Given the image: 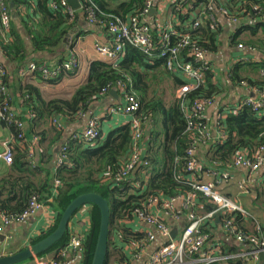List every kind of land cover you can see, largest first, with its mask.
Returning a JSON list of instances; mask_svg holds the SVG:
<instances>
[{
    "label": "built area",
    "instance_id": "2783aa9c",
    "mask_svg": "<svg viewBox=\"0 0 264 264\" xmlns=\"http://www.w3.org/2000/svg\"><path fill=\"white\" fill-rule=\"evenodd\" d=\"M150 3L155 1L159 11L172 12L173 18L164 23L155 22L153 18L143 19L141 14H135L123 19L118 16H108V20L103 23L99 18L104 16L100 13L95 17L94 10L99 7L92 0H85V10L92 13L88 17L90 23H95L99 28L105 30L112 40H118L117 45L110 50L104 43L99 42L97 52L103 62L112 64L114 61L120 62L126 57L124 48L126 44L138 47L140 43H145L144 24L152 23L157 26L159 41L164 49L163 59L150 55L152 65L157 60H163L166 70L174 76L178 75L183 79L179 87V97L182 99V112L188 116L187 129L184 136L188 139L185 151L184 174L176 176L178 183L191 188V192L177 196H166L160 194L149 198L140 208L135 209L132 220H124L123 224H131L137 220L144 229L136 230V235L143 236L141 239H130L124 241V245L133 253V260L141 259L148 249L156 243L158 237L162 244L150 255L146 264H220L229 263L231 260H249L253 258L255 262H260V256L264 253V231L261 226L255 227L253 232L245 231L237 221L240 215L243 219L247 218L248 213L224 192L232 180V173L223 169L220 165L207 167L199 156V149L206 147L208 140L212 144H224L228 139L225 131V121L229 113L238 114L244 106L252 107L257 114L264 112V90L251 86L246 81L241 82L242 87L250 89L254 96L247 97L238 103L234 109L227 106V110L218 114L216 126L212 129L207 121V111L214 106L219 97L202 96L200 91L206 85V72L209 70V61L206 51L200 46L194 36L184 33L181 22L177 16H182L191 27V31L200 26L211 24L212 29L217 30L222 27L223 22L234 29L237 34L239 27L247 25V21L253 20L252 13L242 10L235 13L233 0H210L208 4L196 7L192 0H148ZM50 9L55 13H62L71 19L76 17L69 3V0H51ZM151 11V10H150ZM262 8L258 5L253 7L256 16L261 15ZM150 13V12H149ZM87 21V20H86ZM87 21V23H88ZM12 13L8 5L0 0V29L8 37L11 34ZM177 26V27H175ZM155 28V27H154ZM231 38V36H230ZM241 51H252L251 48L239 43L236 47ZM105 60V61H104ZM113 61V62H112ZM82 69V62L75 53L59 65H41L32 62L19 70V75L26 82L33 80L37 74L41 75L45 83L57 82L66 73L77 75ZM9 75V71L0 60V120L8 128L15 126L19 131L16 137L18 140H25L26 123L22 119L21 113L14 106V98L10 87L4 83L3 78ZM128 83L131 81L127 78ZM128 83L119 81L115 88L106 87L101 96H107L111 91L116 90L123 99L120 103L111 107L108 114L111 116L130 117L128 125L133 134L132 146L129 158L123 162L120 169L106 175L112 184L128 183L142 195L146 191V185L133 184L132 175L138 171H145L150 168L148 159V145L146 141V122L139 116L140 100L135 93H128ZM195 97V98H193ZM103 98V97H101ZM13 104V105H12ZM86 115H83L84 118ZM55 125L62 130V124L55 121ZM102 138L101 117L95 116L88 120L85 128L72 136V140L84 145L95 146L96 142ZM11 141L5 144V149L0 151V161L6 166L11 167L14 161ZM38 143L39 138H34ZM210 143V144H211ZM69 147L64 145L60 148L61 155L56 159V168H73L74 164L67 157ZM179 162V159H176ZM264 165V148L257 151L242 149L234 156L233 168L242 169L255 173ZM205 170V171H204ZM62 183L56 179L50 193V199L55 201L62 190ZM238 189L245 191L246 183H238ZM246 192V191H245ZM199 194L203 195L208 202L216 207L215 211L200 213L202 208ZM44 202L39 196L33 195L29 201L28 208L16 219L10 218L0 211V236L5 235L6 229L13 224L24 223L30 218L45 209ZM183 213L186 216V223L183 224ZM89 219V216L87 217ZM177 225L175 228L173 224ZM120 225V224H119ZM220 225L219 242L214 240V229ZM178 229V235L172 240L171 233ZM91 231V225L87 222V227L80 231H70L68 241L59 247L57 257L61 261H41L39 264H74L83 259L86 253V243ZM259 231V233H258ZM113 237L122 239L123 235L119 232L114 233ZM236 243L238 245L247 244L251 250H241L236 254H224V242ZM132 262V258H129Z\"/></svg>",
    "mask_w": 264,
    "mask_h": 264
},
{
    "label": "trees",
    "instance_id": "16d2710c",
    "mask_svg": "<svg viewBox=\"0 0 264 264\" xmlns=\"http://www.w3.org/2000/svg\"><path fill=\"white\" fill-rule=\"evenodd\" d=\"M81 1L83 9H85L86 2L85 0ZM93 1L104 14V16L102 15L99 18L105 24L108 16H118L126 19L135 13L142 12L147 0ZM192 1L195 5L203 7L210 0ZM50 2L51 0H38V6L35 7L34 14L35 16L39 15V20H33L28 15V18L31 19L30 21L22 19L18 12L22 6L30 8L33 5L30 0H9L7 2L12 12V28L9 37L8 35H4L0 29V60L8 71L11 67L20 69L31 61H36L37 64L41 65L42 63L52 61L48 59L55 60L59 57V63H57L59 65L66 60L67 46L64 44V40L77 26L80 15L76 12V17L71 19L62 13L54 14L50 11ZM256 5L263 10L259 16L255 15L256 12H253V7ZM233 6L235 7L233 10L235 13H238L239 10L252 13V19L256 24L248 27H239L237 34L231 35V46L234 47L239 43H243L239 41V37L246 30L247 32L249 31V34H251L250 39L253 38L259 41L261 47L259 49L260 52L258 51L257 54H262L263 58L259 64H248L252 69L264 70V0H243L242 2L234 0ZM15 11L17 13L13 14ZM223 31V26L214 30L211 24L208 23L201 29L199 37L202 40L204 38L207 39L209 44L206 47L215 50L216 39ZM244 43L248 47H253V43L249 41ZM126 48V58L117 66L104 62H93L90 67L87 83L80 86L69 101L53 100L46 102L42 99L36 88L28 86L23 94L24 99L21 101L22 108L30 111L28 117L22 115V119L26 123L25 140L22 141L16 138L19 135V131L15 126H11L10 130L12 138H14L13 141L19 143L27 140L29 142L34 137L40 138V134L36 133L34 126L37 121H46L50 118L62 116L67 120L64 122L67 125L69 122L74 121L76 117L78 119L82 118L83 115L90 113L94 102H99L103 99L100 95L106 87L113 89L119 81L128 83L127 78H129L131 81L128 83L127 91L128 93H135L139 98L141 106L138 114L147 124L150 123L149 137H154L155 139L153 147L149 145L147 153L150 161V168L146 170L148 180L142 182V185H146V191L142 195H139L140 191L133 186H128V183L112 184L106 177L108 173H113L120 169L123 165L122 163L129 158L133 140L130 126H123L112 131L105 141L101 142L99 140L95 146L84 145L72 140V137L65 138L61 147L64 145L69 147L67 157L74 164L71 169L66 167L61 169L56 168V160L55 170L53 168H43L41 164L45 163V160L43 151L41 150V141L34 146V155H31L28 149L12 147L14 154L13 164L11 167L6 168L8 170L7 173L0 176V211L2 213L16 219L28 208L29 201L33 195L39 196L44 201L47 199L46 196L50 193L52 183L56 179H59L63 185L62 191L55 203L56 207L60 209L56 224L47 232L33 239L32 243L41 241L49 236L57 227L65 209L75 198L83 194L96 193L109 201L112 215L111 228L113 229L115 224L127 219L132 220L135 209L140 208L151 197L160 194L177 196L191 192L190 187L182 185L176 180V176L184 174L185 151L188 144L187 137L183 135L186 129V121L182 111L179 105L167 109L163 98L150 95L156 92L158 86L161 88L165 87V85L160 83V78L164 77L165 73L167 74L164 63L157 61L155 65L147 66L144 63V55L139 50L130 46ZM246 65L236 64L230 71L233 83L236 84L244 78L241 70ZM212 78L213 76L209 75L208 85L200 91L202 96H211L216 92ZM9 80L10 75L3 78L4 83L8 86ZM247 80L253 86L264 90V77L262 75L259 74L254 81ZM2 100L0 98V103ZM160 117L165 119L164 129L171 134L169 136L167 132L168 140L163 146L164 154L160 152L161 145L157 144L163 134V130L157 128L158 121H162ZM27 124L30 126L29 128H27ZM225 131L228 134L226 143L212 144L210 147V163L212 166L220 165L222 168H227L233 165L234 156L238 151L242 149L254 151L264 147V117H258L249 107H244L237 115L230 112L225 121ZM63 137L61 133V138ZM60 148L56 152V159L61 155ZM39 159L41 161L38 164ZM176 159H179V162H176ZM199 199L204 209L203 213L215 211L216 207L210 204L203 195L199 194ZM262 203L264 204V200ZM91 207L95 208L93 213H91L92 230L89 232L86 253L80 264L92 263L97 244L100 212L95 206ZM237 221L243 228L244 221L240 215L237 216ZM116 232L121 233L123 235L122 239L128 242L124 237V230L118 228ZM69 234L70 231L68 230L66 237L59 247L66 244ZM141 238L138 237L137 239ZM111 246H113V243L110 239ZM241 250V245L224 242V254L233 255ZM109 255L107 264H110L111 261ZM54 260L61 261L62 259L56 257ZM248 261L247 259L239 261L231 260L229 263L246 264ZM117 262L118 264L127 263L121 254ZM260 262L264 264V255H261Z\"/></svg>",
    "mask_w": 264,
    "mask_h": 264
},
{
    "label": "crops",
    "instance_id": "0c3cea01",
    "mask_svg": "<svg viewBox=\"0 0 264 264\" xmlns=\"http://www.w3.org/2000/svg\"><path fill=\"white\" fill-rule=\"evenodd\" d=\"M6 4L9 0H3ZM7 1V2H6ZM32 2V6L29 8L22 6L20 7L21 10L19 12L20 17L26 20H39V15L34 14L35 7L38 6V0H30ZM9 4V3H8ZM7 4V5H8ZM9 9L10 6L8 5ZM157 15L149 16L154 19L155 22L163 23L169 21L173 18L172 12L170 11H159L157 8ZM50 11L55 14L51 9ZM159 11V12H158ZM80 15V20L77 26L70 32L74 33L70 46L66 47L67 55L66 59L71 55L72 50H75L76 56L82 62V69L77 75H71L69 72L66 73L61 79L57 82H50L45 83L42 81L41 75L37 74L35 78L31 80H27V82L20 77L18 68L11 67L9 69V87L13 94L14 98V106L15 108L21 113V115L28 117L30 111L26 108H22L23 105L21 101L24 99L23 94L28 86H32L36 88L42 97V99L46 102H51L53 100H64L69 101L73 98L76 90L87 83L90 73V67L93 62H102L98 55L95 53L94 46L97 42H106L109 40V36L105 30L99 28L98 26H91L87 23L83 9L76 11ZM12 13V12H11ZM16 14L17 11L13 12ZM31 17V19L28 18ZM147 19H150V18ZM20 24L19 22H17ZM31 24V23H30ZM152 26V23H149ZM256 24L255 21L250 20L247 21V25L243 27H248ZM224 31L220 35L222 38L220 42L216 45V49L212 50L210 54V60L212 61L214 67L211 74L213 85L216 89V92L212 94L210 97L216 96L219 97L216 104L210 107L207 111V121L211 127V129L216 126L218 120V114L227 110V106L234 107L239 102L247 97L254 96L252 91L247 87H242L241 82L246 81L250 83L247 79L255 80L259 74L264 77V70L259 71L258 69H252V67L248 63L259 64L262 62V54H257L254 51H241L232 47L229 43L230 36L234 35V29L230 25L223 22ZM21 27V26H20ZM155 27V28H154ZM153 31L156 32L157 26H152ZM247 31V30H246ZM249 32V31H248ZM5 35V34H4ZM70 35V34H69ZM225 37V38H224ZM224 40L222 41V39ZM208 41V40H207ZM228 51L225 50L227 49ZM70 47V50H69ZM127 52V51H126ZM74 53V52H73ZM127 55V54H126ZM51 58V57H49ZM126 58V57H125ZM124 58V59H125ZM123 59V60H124ZM52 61H48L49 65H57L59 63V57L55 60L48 59ZM66 61V60H65ZM36 61H31L28 64ZM63 63V62H62ZM147 66H152L147 62H144ZM27 64V65H28ZM43 64V63H42ZM236 64H247L241 73L247 74L248 77H244L240 82L233 83L230 77V71ZM25 65V66H27ZM155 65V64H154ZM24 66V67H25ZM23 68V67H22ZM245 70V71H244ZM257 70V71H255ZM167 72V71H166ZM168 74V75H167ZM165 73L164 77H161L160 83L165 85V87H157L155 93L150 94L153 97H161L164 100V105L167 109H170L176 105H178L177 101V93L179 90L180 80L176 77H173L168 72ZM209 77V76H208ZM176 80V81H175ZM150 84V83H149ZM251 84V83H250ZM172 89V90H170ZM116 91V90H115ZM109 95V96H108ZM104 97L101 101L94 102L91 106L90 113H87L86 116L83 118H77L69 122V124L65 125V120L62 116L50 118L46 121H37L35 126L36 133L40 134L39 142L41 141V150L44 154L45 163L41 164L43 168H53L55 170V155L56 152L59 150L65 138H71L74 134L79 133L82 131L88 120L92 117L98 116L101 117V132L102 138L100 141H105V139L110 135V133L120 127L129 126L128 123L130 121V117L126 116H111L108 114V110L111 107H114L118 103L121 102L123 97L118 93V95H111L108 94ZM162 121H158L157 128L159 130H163V134L160 137L157 144L161 145L160 152L164 154L163 146L167 143L168 134L164 129V121L165 119L161 118ZM30 120V119H28ZM55 121H58L62 124V130H59L55 125ZM169 124V122H167ZM30 126L27 124V128ZM150 123H146L147 134H146V141L148 145L153 147L155 139L154 137H149L150 133ZM63 134V138H61V133ZM12 138V132L10 128L6 127V125L0 120V151L5 149V144L10 142ZM38 138V137H34ZM34 138L31 139L29 142L28 140L19 143L16 141H12L11 145L13 148L19 147L22 149H28L31 155H34L35 150L34 146L38 143L34 142ZM212 146V144H211ZM206 147L199 152L200 158H202L203 162L207 165V167H211L210 163V147ZM41 159L38 160V164L40 163ZM54 166V167H53ZM9 168L3 162L0 161V176L7 173V169ZM229 170L232 173V180L230 181L229 185L224 190L225 194L229 196L233 201H236L247 213L248 217L243 219V228L247 232H253L257 223L254 224L255 220L260 222L258 225L262 227L264 231V204L262 203L264 198V165L263 167L255 172L251 173L246 170L242 169H234L232 165L224 168ZM148 180V173L146 171H138L131 177V181L133 184L141 185L142 182H146ZM244 182L246 183V192L243 190L238 189V183ZM53 186V183H52ZM52 190V187H51ZM50 190V193H51ZM62 191V190H61ZM60 191V193H61ZM50 193L46 196L43 202L45 204V209L42 212H39L34 217L30 218L24 223L13 224L6 229L5 235L0 236V257L2 256H9L12 254L18 253L22 251L26 247H28L32 240L37 238L38 236L42 235V233L47 232L51 227H53L57 220L60 213V209L56 207V200L53 201L50 199ZM60 195V194H59ZM58 195V196H59ZM260 196H262L260 198ZM95 208L93 207H85L82 208L72 219L69 231H80L81 229H85L87 227V222L91 219V213H93ZM200 213L204 212L203 206L199 210ZM89 216V219L87 218ZM183 224L186 223V216L183 213L182 217ZM120 224V225H119ZM180 224L174 223V228ZM145 226V225H144ZM144 226L139 225L137 220H134L131 224H123L121 223L115 224L114 228L112 229V233L110 239L113 243V246L110 247L109 256L111 257L110 264H118L117 259L124 256V259L127 261L126 264H146L149 260L150 255L158 248L162 242L161 239L158 237L155 244H153L148 251L144 254H141V259L133 260V253L128 248V246L124 245V239H120L119 237H113L114 233H116V229L121 228L124 230V237L127 240L136 239L138 237H143L141 235H136V230L144 229ZM181 225L179 226V229ZM92 230V227H91ZM220 225H217L214 229V240L219 242L220 239ZM4 237V238H2ZM224 246V243H222ZM59 245L54 248L53 250L49 251L46 254H43L39 257L34 258L31 261L25 262L23 264H39L41 261H50L57 257ZM244 246H242L243 249ZM120 253V254H118ZM129 258H132V262H129ZM74 264H80V261H76ZM220 264H231V263H220ZM246 264H263L262 262H255L254 259H249Z\"/></svg>",
    "mask_w": 264,
    "mask_h": 264
},
{
    "label": "water",
    "instance_id": "95a60500",
    "mask_svg": "<svg viewBox=\"0 0 264 264\" xmlns=\"http://www.w3.org/2000/svg\"><path fill=\"white\" fill-rule=\"evenodd\" d=\"M69 3L74 10L81 8L80 0H69ZM155 14L156 10L153 9L150 16H154ZM73 34L74 33H70V35L64 40V44L66 46H70ZM111 95L117 96L118 93L113 90L111 91ZM90 205L95 206L100 212L99 233L91 264H107L110 250V236L112 233L111 206L107 199L96 193H87L75 198L62 213L57 227L49 236L41 241L31 243L28 247L18 253L0 257V264H23L53 250L60 245L66 237L70 223L74 216L82 208ZM177 235L178 229H174L171 233L172 240H175Z\"/></svg>",
    "mask_w": 264,
    "mask_h": 264
},
{
    "label": "bare ground",
    "instance_id": "6f19581e",
    "mask_svg": "<svg viewBox=\"0 0 264 264\" xmlns=\"http://www.w3.org/2000/svg\"><path fill=\"white\" fill-rule=\"evenodd\" d=\"M93 1V0H92ZM234 1V0H233ZM243 0H239V2H242ZM94 2V1H93ZM95 3V2H94ZM80 4H81V8L80 9H83V7H82V1L80 0ZM96 4V3H95ZM192 4L194 5V6H196V7H201V6H197V5H195L194 3H193V1H192ZM97 5V4H96ZM71 6V5H70ZM98 6V5H97ZM155 6H156V2L155 1H153V2H149L148 0L146 1V4H145V7H144V9L142 10V12H140V13H135V14H141L142 16H143V19H147L149 16H150V13H151V11L153 10V9H155L156 10V8H155ZM72 8V7H71ZM73 9V8H72ZM80 9H78V10H80ZM100 9V8H99ZM74 10V9H73ZM78 10H74V11H78ZM151 10V11H150ZM242 10H239V12L238 13H240ZM83 12H84V17H85V19L88 21V17H89V15L92 13L90 10H85V9H83ZM94 12H95V17L97 18L98 17V15L100 14V13H102V11H99V10H94ZM150 12V13H149ZM159 12V11H158ZM247 12V11H246ZM248 13V12H247ZM134 14V15H135ZM155 15H157V10H156V14ZM154 15V16H155ZM174 14L172 13V16H173ZM133 16V15H132ZM129 17H131V16H129ZM177 18L181 21V22H183L184 24H186V25H184V26H182V28L181 27H179L180 29H182V31L184 32V33H190L192 36H194V38L197 40V41H199V44H200V46L206 51V55H207V58H208V61H209V70L206 72V80H207V82H206V85H205V87L208 85V76H209V74H211L212 73V71H213V67H214V65H213V63H212V61L210 60V54H211V52H212V49H210V48H208V47H206V45H208L209 44V41H207V39H201L200 37H199V35H200V31H201V29H203V27H204V25L203 26H200L198 29H196V30H194V31H191V26L190 25H188L189 23L188 22H186L185 21V19H183V17L182 16H177ZM164 23V22H163ZM88 24L89 25H91V26H98L97 24H95V23H90L89 21H88ZM175 27H177V26H175ZM158 28V27H157ZM157 30V29H156ZM107 33V32H106ZM108 34V33H107ZM144 34H145V43L143 44V43H140L139 44V46L138 47H135V46H132V48H134V49H137V50H139L143 55H144V58H145V61L144 62H147L148 64H150V65H152V63H151V61H150V59H149V57H150V55H155L156 57H158V58H161V59H163V55H164V49H163V47H162V45H161V43H160V41H159V37H158V34H157V31L156 32H154L153 31V28H152V26L150 25V24H144ZM108 36L110 37L109 38V40L108 41H106V42H102V43H104L105 44V46H107L110 50H112L116 45H117V43H118V40H116V39H114V40H112V37L108 34ZM221 36L219 35L218 37H217V39H216V45L220 42V40H221ZM231 42H232V40L230 39L229 40V43L231 44ZM98 45H101L99 42H97V43H95V46H94V50H95V53L98 55V57L100 58V59H102L101 57H100V55L98 54V52H97V47H98ZM129 45L128 44H126V47H128ZM124 48V51L126 52L127 51V48ZM131 47V46H130ZM75 53V50L73 49L72 50V53ZM102 61V60H101ZM105 61V60H104ZM123 60H121L120 62H118V61H112L113 62V66H117V65H119V64H121V62H122ZM157 61H162L163 63H164V61L163 60H157ZM157 61H155V63L157 62ZM103 62V61H102ZM104 63H106V61L104 62ZM154 63V64H155ZM109 64V63H108ZM153 64V65H154ZM164 68H165V63H164ZM165 70H166V68H165ZM167 71V70H166ZM168 72V71H167ZM169 73V72H168ZM170 74V73H169ZM171 75V74H170ZM172 76L173 77H176V78H178L179 80H180V84H179V87H180V85H181V82L184 84V82H183V79L178 75V77L177 76H174V74H172ZM250 84V83H249ZM251 86H253L252 84H250ZM179 91V90H178ZM244 100V99H243ZM177 101H178V105H179V107H180V109H181V107H182V99L179 97V92L177 93ZM240 103V102H239ZM236 106V105H235ZM235 106L234 107H231L232 109H234L235 108ZM244 107H249V106H244ZM243 107V108H244ZM242 108V109H243ZM249 108H251L252 109V107H249ZM241 109V110H242ZM240 110V111H241ZM181 111H182V109H181ZM239 111V112H240ZM252 111H253V109H252ZM254 112V111H253ZM231 113H232V111H231ZM255 113V112H254ZM182 114H183V116H184V119H185V121H186V129H187V119H188V116L186 115V113L185 112H182ZM255 114H257V113H255ZM234 115H237V114H234ZM258 115V117H260V118H262V117H264V112H262L260 115L259 114H257ZM185 129V130H186ZM185 132V131H184ZM211 141L210 140H208V143H207V146L206 147H209V146H211ZM206 147H201L200 149H199V152H200V150H202V149H204V148H206ZM261 148H264V147H261ZM261 148H259V149H261ZM258 149V150H259ZM255 151H257V150H254V152ZM198 152V153H199ZM257 223V230H258V224L260 223V222H257L256 220H255V222H254V224H256ZM258 233H259V231H258ZM241 246H244L243 247V249L242 250H251V247L249 246V245H247V244H242ZM261 255H264V253L263 254H261ZM261 257V256H260ZM250 259H253V258H250Z\"/></svg>",
    "mask_w": 264,
    "mask_h": 264
},
{
    "label": "rangeland",
    "instance_id": "374dc122",
    "mask_svg": "<svg viewBox=\"0 0 264 264\" xmlns=\"http://www.w3.org/2000/svg\"><path fill=\"white\" fill-rule=\"evenodd\" d=\"M261 32H262V31H261ZM250 35H251V34H249V32H247V31L244 32V33H242L241 36L239 37V41H241V42H243V43L246 42V41H249V42L253 43V47H249V48H251L252 51H254V52H257V51L260 52L259 49H260L261 46L259 45V41H258L257 39H253V38L250 39ZM224 38H225V37H224ZM224 38L222 39V41L224 40ZM244 44H245V43H244ZM246 45H247V44H246ZM234 47L236 48L237 45L234 46ZM254 48H255L257 51H256ZM236 49H237V48H236ZM225 50H227V51L229 50V49H228V46H227V49H225ZM246 66H248V65H246ZM244 71H245V70H244ZM255 71H257V70H255ZM245 76L248 77L247 74H244V77H245ZM170 90H172V89H170ZM172 91H173V90H172ZM100 96H101V95H100ZM101 97L104 98V97H106V95H105V96H101ZM89 223H90V225H92V221H91V219H90ZM91 227H92V226H91ZM7 256H8V255H7Z\"/></svg>",
    "mask_w": 264,
    "mask_h": 264
},
{
    "label": "clouds",
    "instance_id": "9594fccd",
    "mask_svg": "<svg viewBox=\"0 0 264 264\" xmlns=\"http://www.w3.org/2000/svg\"><path fill=\"white\" fill-rule=\"evenodd\" d=\"M112 229V228H111Z\"/></svg>",
    "mask_w": 264,
    "mask_h": 264
}]
</instances>
